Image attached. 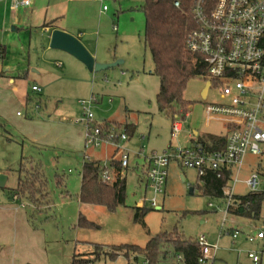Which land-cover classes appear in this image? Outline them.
<instances>
[{"label": "rangeland", "instance_id": "374dc122", "mask_svg": "<svg viewBox=\"0 0 264 264\" xmlns=\"http://www.w3.org/2000/svg\"><path fill=\"white\" fill-rule=\"evenodd\" d=\"M142 2L105 0L109 9L101 12L100 3L91 0H32L30 8H33V13L27 10L20 15H7L9 1H0V41L7 47L5 58L0 59V70L9 68V75L20 79L19 82L27 89L34 80L48 83L46 96L35 92L30 94L32 100L26 108L13 103L6 93L4 98L7 99L9 115L52 120L56 135L69 145L77 140L80 145V131L85 126L79 102L81 99L92 100L90 111L96 120L103 118L106 121L105 128L121 132L123 126L120 125L124 122L136 125L133 135L120 145L130 153L129 165L122 172L126 177L124 204L109 211L101 205L80 204L77 194L80 190L83 157L102 160L109 158L114 146L111 142L103 141L99 147L87 150L82 142L79 152L62 151L60 148L55 152L45 146L21 144L17 138L18 132L5 119L0 118V174L6 177L5 187H0V200L2 197L9 198L10 188L16 186L20 176L22 180L28 178L26 180L30 181L28 172L38 170L40 181L45 179L46 182V188L38 181L34 183L33 203L25 197L18 200L19 206L20 203L26 204L23 208L27 213L25 221L19 220L16 223L19 241L21 237L22 240L19 245L10 243L0 252V264H19L13 259L18 260L28 254L22 245L29 239L28 231L31 228L40 229L47 236L48 259L43 264H70L75 252L97 253L103 250L97 251L91 243L144 246L158 232L169 231L173 227L185 237L196 239L204 235L208 243L217 244L214 264H254L247 256L248 251L259 253L260 261L257 264H264V239L254 242L245 239V234L264 231V203L259 219L226 213L225 198L201 195L195 187L199 183L196 170L179 166L174 158L168 165L164 191L156 197L160 209H155L146 201L141 204V207L150 208L144 217L145 225L133 219V207L139 206L144 196L142 186L137 183L144 160L140 157L137 159V152L143 151L147 155L151 151L163 152L170 151L172 147L176 149L187 146L189 133L193 131L216 135L226 133L222 123L207 120L204 108L207 103L223 101L219 88L211 87L206 91L207 82L200 76L191 78L184 90L183 98L189 101V105L188 115L183 116L181 133L174 135L171 132V118L158 110L155 100L159 79L153 73V61L144 45L145 17L138 10ZM118 6L121 9L114 15ZM87 7L92 8L89 18H92L95 25L98 24L97 30L100 27L99 34L97 31L92 36L93 41L95 38L100 39L98 53L102 55L99 57L110 58L109 62L101 63L122 60L120 64L98 72L89 71L83 63L64 51L50 48L48 38L41 29L44 21L54 19L52 23L56 25L64 16L72 23L80 21L83 18L79 9ZM67 58H72L74 64L83 69L75 65L72 73L62 76V72L72 65ZM24 72H28L27 78L18 77ZM260 148L262 153L245 155L239 180L234 184L233 181L229 183L235 194L244 195L247 192L241 176H246L250 168L256 167L264 180V143L260 144ZM20 164L26 171L24 175L18 172ZM57 176L63 179L67 196H63L61 188L56 186ZM192 187L194 190L190 192ZM45 191L48 193L46 203ZM145 196L150 198L151 194L146 192ZM79 212L99 227L92 229L79 226ZM14 219L13 210L4 213L0 211V232L4 228L7 234L12 235ZM231 228L240 231L235 242L231 237ZM162 249L168 250L169 246L164 244ZM93 264L127 262L123 255L110 259L101 254L100 259ZM161 264H180V261L169 249L166 260L161 259Z\"/></svg>", "mask_w": 264, "mask_h": 264}, {"label": "built area", "instance_id": "2783aa9c", "mask_svg": "<svg viewBox=\"0 0 264 264\" xmlns=\"http://www.w3.org/2000/svg\"><path fill=\"white\" fill-rule=\"evenodd\" d=\"M93 1L101 4V12L108 9L105 0ZM31 2L11 0L9 9L25 8ZM191 12L195 27L187 33L185 45L204 59L206 91L218 87L223 98L221 102L207 103L204 108L207 120H216L225 127V149L207 152L187 145L176 149L172 147L170 151H151L147 155L139 151L138 154L146 158L145 190L148 186L151 194L150 198L144 194L139 206L146 201L153 207L158 206L156 197L164 191L168 165L174 158L179 166L192 168L199 176L213 170L219 177L224 167L232 169L223 188L224 211L227 213V208L234 202L233 187L229 183L239 180L245 155L261 153L260 144L264 143V0H216L212 8L207 0H193ZM113 29H117L114 24ZM81 35L79 33L76 37ZM31 90L40 92L41 87L34 84ZM79 102L85 120L84 148L99 147L103 141L120 148V171L109 168L108 162H102L105 169L100 174V180L112 183L123 176L122 170L129 165L130 153L120 146L128 136L124 131L105 128L103 121L96 120L90 111L92 100L81 99ZM183 120L180 113L173 115L171 132L174 135L181 133ZM241 182L250 192L261 189L257 172H251ZM239 232L235 229L231 233L233 242ZM245 239L248 242L264 239V231L245 234ZM196 241L200 248L198 261L214 264L217 244L208 243L204 235L196 237ZM247 256L254 264L260 260L259 253L255 251H248Z\"/></svg>", "mask_w": 264, "mask_h": 264}, {"label": "trees", "instance_id": "16d2710c", "mask_svg": "<svg viewBox=\"0 0 264 264\" xmlns=\"http://www.w3.org/2000/svg\"><path fill=\"white\" fill-rule=\"evenodd\" d=\"M212 8L216 0H207ZM178 2V5H175ZM193 0H143L138 7L145 17L143 40L148 48L152 61L153 73L159 79V89L155 100L160 112L170 116L171 121L175 113L188 115L189 101L183 98L184 90L193 77L206 75V64L201 55L193 53L186 48L185 39L187 33L195 27L192 16ZM5 46L0 44V59L5 58ZM1 74V73H0ZM103 125L106 121L103 120ZM125 123V122H124ZM121 124L127 136H132L136 125L133 123ZM192 147H198L207 152L223 151L225 149L226 137L205 133L198 135L193 141ZM116 171H120L121 165L116 158H111L108 163ZM102 161L96 159H86L80 170V190L79 201L84 204L101 205L109 211H114L119 205L124 204L126 195V177L119 176L112 183H105L100 180V174L104 170ZM18 172L20 175L26 173L24 166L20 164ZM31 180L20 179L13 189L11 196L16 194L18 199L25 197L30 202H34V183L40 182L46 188L45 179L40 181L38 170L28 172ZM27 174V175H28ZM232 174V169L223 168L221 175L213 170L199 176V183L195 187L201 195L222 198L223 188L227 185ZM24 175V174H23ZM25 175V176H27ZM61 177V176H60ZM56 186L61 188L62 193H68L62 178L56 177ZM194 190V187H192ZM45 203L48 198L47 191L44 192ZM264 203V191H247L244 195H234V202L227 208V213L246 217L249 219H259ZM150 208L134 206V221L145 225L144 217ZM78 225L97 229L99 225L85 218L82 213L78 215ZM167 244L174 256H180V264H202L198 261L200 248L196 239L181 235L176 227L169 231H160L151 237L144 246L136 244H99L90 245L100 252H78L71 257L70 264H93L100 259L103 254L110 259L119 255L126 258L127 264H161V259L165 258L168 250H163V245ZM99 248V249H98Z\"/></svg>", "mask_w": 264, "mask_h": 264}, {"label": "crops", "instance_id": "0c3cea01", "mask_svg": "<svg viewBox=\"0 0 264 264\" xmlns=\"http://www.w3.org/2000/svg\"><path fill=\"white\" fill-rule=\"evenodd\" d=\"M0 1H3L4 3L6 1H9L8 7L6 9L7 15H11L14 13L20 15L22 13H25L27 10H31V13H33V8H30L31 4H30V6L25 7V8L18 7L15 10H10L9 5L11 4V0H0ZM91 1L97 2V1H93V0H91ZM119 9H121V7L118 6L114 15L118 14L117 11H119ZM91 10H92V8H90V7H87L86 9H82V10L79 9L80 15L82 14L83 19H80V21L78 20L75 23L68 21L64 16V18H61L60 21L57 22L56 25H53V23H52V22H54V19L44 21L41 24V29L44 31L45 37L48 38V43L50 40L51 31L55 28L64 30V31H66V32H68L74 36H77L79 33H82V35L80 37H78V39L90 51V53L93 55L94 59L96 61H99V62H109L110 61L109 57H106V56L105 57H99V55H102V54H99L100 52L98 51V42L100 39L96 40V38H95V41L92 40V36L96 35L97 31L99 34L100 27L97 30L96 26L98 27V24L95 25L92 21V18H89ZM99 10L101 11V4H100ZM46 35H48V37ZM85 37H87V38L84 41L83 39ZM0 44L5 46V50L7 49L6 45L4 43H1V41H0ZM58 51H61V50H58ZM63 53H66V52H63ZM68 55H70V54H68ZM5 56H6V54H5ZM67 59H68V61H70V63L72 65H71V67L66 68L67 71L62 72L63 73L62 76H66V73H72V71H73L72 68L75 65L77 67H79L80 70L83 69L82 67L78 66V64H74V60H72V58H67ZM77 61H79V60H77ZM9 71H10L9 68L0 70V73H1L0 74V118L3 120L5 119V121L13 129H15L18 132L17 138L20 140V143L21 144L29 143L33 147H34V145L45 146L48 148H52L55 152H57L56 150L59 148L62 151L73 150V151L79 152L82 149V145L84 143V134H85L84 126H83V128H81V131H80V140H81L80 145H78V140L75 143L73 142L69 145L68 143L60 140L59 139L60 137L56 135V133L53 130L54 125L52 124V122H53L52 120L48 121V120H43L41 118L22 117V115H19V114H16L14 116L8 114V108L6 106L7 105V99L4 98L6 93L9 94V99L13 103L16 102L19 105H23L24 108H26L28 103L31 102V100H32L30 94H33L35 92V91L31 90L32 85L36 84V85H39L41 87V91L35 92V93L40 94L42 96H46L45 94L47 92V87H48V85H47L48 83H40V82L34 80L33 84L27 89L26 87H24L22 85V82H19L20 79H15L14 77H11L9 75ZM91 72H93V71H91ZM27 73L28 72H24V74H22L21 76L18 75V77L24 76L25 78H27ZM58 78H60V77H58ZM52 81L54 82L55 80H52ZM38 100L41 101V98H38ZM112 121H116V120H112ZM107 122H111V121H107ZM205 133L206 132L198 133V131H193L191 134L189 133V146H192L194 144L193 141H195V139L198 135L205 134ZM112 148H113L112 149L113 152L109 158H106L105 160L97 158L96 160H100L102 162H108V163L112 157L116 158L118 160L120 158V153H121L120 148L117 149L115 146H113ZM123 148H126V147H123ZM117 153H118V156H116ZM261 153H262V151H261ZM79 155H84V154L79 153ZM135 156L137 157V159L143 158V160H144V164L142 165V168L140 167L141 168V172H140L141 174L138 175V177H137V183H139V185L142 186L143 193L146 195V192H148V186L145 190V184L147 182L146 171H145V169H146V162H145L146 158L139 155L138 152L135 154ZM86 159H92V158H90V156H87V158L83 157V162ZM129 160H130V158H129ZM137 161L138 160H136V162ZM242 166H244V162H243ZM81 167H82V165H81ZM124 170L125 169L122 170L123 173H124ZM251 172H257L258 173L259 178H260V186H261L260 188H261V190H263L264 189V180H263V177L261 176L260 172L258 171V169L256 167L250 168L248 174L246 176H241V178L242 179L246 178ZM123 176H125V175H123ZM239 176H240V174H239ZM181 178L183 179L184 177L181 176ZM140 181H141V183H140ZM17 183H16V185H17ZM242 184L247 189V187L245 186V184L243 182H242ZM4 185H5V183H4ZM4 187L5 186H3L2 188H4ZM11 189H13V188H10V190ZM247 191H248V189H247ZM78 193H79V191H78ZM62 194H63V196L68 195V193H62ZM234 195L237 196V194H235V193H234ZM18 200L19 199L16 197V194H13L12 196L10 194L9 198L2 197L0 200L1 201L0 211L2 213H4L7 211L12 212V210H13L14 215H15V219H14L15 228L13 230V234L12 235L7 234L5 232L6 230L4 228L0 232V247H1L0 252H2L6 246H9L10 243L15 244V245H19V243L22 240V237H21V239L19 241L18 228H17L16 223L19 220L25 221V219H27V213H26L25 209L23 208V207H25L26 204L20 203V206H19V204H17ZM77 201L80 204H84V203H81L79 201L78 194H77ZM231 229H233V228H231ZM235 229H238V228H234L233 231ZM28 236H29V239H26V244L22 245L26 250H28V254L26 256L20 258V259L18 258V260H17V258L13 259V260H15L14 262H19V264H43V262L48 259V251H47L48 243H47L46 234L43 231H40V229L35 230V229L31 228V230L28 231ZM10 239H12L13 241L10 242ZM178 256H175V257L180 261L181 258H178Z\"/></svg>", "mask_w": 264, "mask_h": 264}, {"label": "water", "instance_id": "95a60500", "mask_svg": "<svg viewBox=\"0 0 264 264\" xmlns=\"http://www.w3.org/2000/svg\"><path fill=\"white\" fill-rule=\"evenodd\" d=\"M49 47L70 54L81 63H83L89 71L93 72L102 71L122 62V60L120 59H117L110 63H101L95 61L94 57L76 36L58 28H55L51 31ZM99 119L103 121V118ZM5 178V175L0 174V187L4 186ZM190 192H193V188H190ZM155 209H160V207L157 206L155 207Z\"/></svg>", "mask_w": 264, "mask_h": 264}]
</instances>
